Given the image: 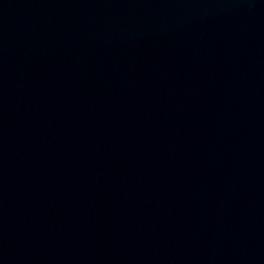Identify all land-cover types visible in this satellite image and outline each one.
I'll use <instances>...</instances> for the list:
<instances>
[{
    "label": "water",
    "instance_id": "obj_1",
    "mask_svg": "<svg viewBox=\"0 0 264 264\" xmlns=\"http://www.w3.org/2000/svg\"><path fill=\"white\" fill-rule=\"evenodd\" d=\"M0 264H264V0H0Z\"/></svg>",
    "mask_w": 264,
    "mask_h": 264
}]
</instances>
